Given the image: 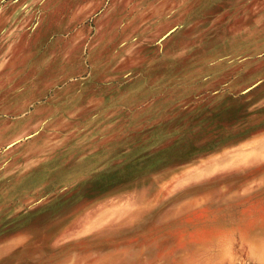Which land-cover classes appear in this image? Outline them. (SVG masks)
Here are the masks:
<instances>
[{"label":"rangeland","instance_id":"rangeland-1","mask_svg":"<svg viewBox=\"0 0 264 264\" xmlns=\"http://www.w3.org/2000/svg\"><path fill=\"white\" fill-rule=\"evenodd\" d=\"M47 23L53 40L56 33L98 27L86 68L77 63L74 43L54 40L48 54L45 46L32 47V35ZM5 30L20 35L19 47L5 42L21 71L8 79L0 70L1 92L48 81L61 90L56 100L67 122L97 106L98 124L83 134L79 118L69 124L77 127L49 152L68 158L48 171V187L38 188L31 204L23 197L32 191L0 170V234L47 220L67 225L103 198L171 179L178 165L214 151L226 124L252 114L237 95L264 91V0H0ZM227 86L240 90L228 101ZM97 155L100 165H87Z\"/></svg>","mask_w":264,"mask_h":264},{"label":"crops","instance_id":"crops-1","mask_svg":"<svg viewBox=\"0 0 264 264\" xmlns=\"http://www.w3.org/2000/svg\"><path fill=\"white\" fill-rule=\"evenodd\" d=\"M97 28L56 33L54 40L74 43L80 51L77 63L86 68V50L95 43ZM15 38L20 35L0 32V70L8 79L21 71L20 61L16 70L19 58L5 42ZM54 40L47 23L29 43L45 46L48 54ZM235 88L227 86L222 99L240 91ZM60 91L56 84L48 88V81L24 84L13 94L0 90V170L28 189L26 193L32 191L23 197L26 203L40 198L37 189L48 187V171L68 158L59 150L49 152L77 127L69 124L79 118L77 134L87 132L91 122L98 124L92 115L97 106L67 122L65 107L56 100ZM235 98L252 114L226 124L214 151L207 148L202 156L178 165L169 180H149L130 194L100 199L67 225L47 220L3 231L0 264H264V91L252 89ZM97 157L85 162L100 165Z\"/></svg>","mask_w":264,"mask_h":264}]
</instances>
